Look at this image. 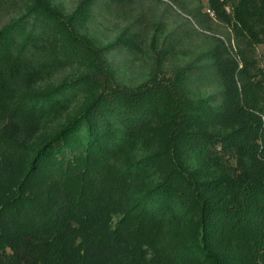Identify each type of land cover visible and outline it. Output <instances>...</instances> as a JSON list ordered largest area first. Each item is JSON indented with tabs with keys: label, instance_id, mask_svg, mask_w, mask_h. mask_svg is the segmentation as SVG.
Instances as JSON below:
<instances>
[{
	"label": "trees",
	"instance_id": "16d2710c",
	"mask_svg": "<svg viewBox=\"0 0 264 264\" xmlns=\"http://www.w3.org/2000/svg\"><path fill=\"white\" fill-rule=\"evenodd\" d=\"M100 1L65 15L30 0L0 28V264H264V0H208L237 59L214 62L221 88L200 104L117 82L79 31ZM47 22L89 70L28 91L26 49ZM2 123L46 133L25 145Z\"/></svg>",
	"mask_w": 264,
	"mask_h": 264
},
{
	"label": "rangeland",
	"instance_id": "374dc122",
	"mask_svg": "<svg viewBox=\"0 0 264 264\" xmlns=\"http://www.w3.org/2000/svg\"><path fill=\"white\" fill-rule=\"evenodd\" d=\"M80 1L48 0L65 15ZM29 2L0 0V28L19 16ZM79 31L103 50L108 69L121 85H157L198 104L221 88L212 69L214 62L227 56L237 59L231 31L214 17L208 0H101L84 14ZM64 38L63 31L51 23L37 26L36 36L26 49L31 67L20 83L23 89L45 90L89 70V62L82 55L67 57ZM256 57L263 65L264 45L257 47ZM90 96V92L81 90L62 119ZM161 120L159 113L156 123L162 125ZM1 128L25 145H34L46 133L6 123Z\"/></svg>",
	"mask_w": 264,
	"mask_h": 264
}]
</instances>
